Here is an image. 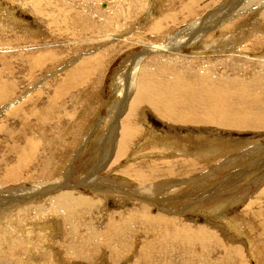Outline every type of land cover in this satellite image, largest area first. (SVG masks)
Returning <instances> with one entry per match:
<instances>
[{
	"label": "rangeland",
	"instance_id": "374dc122",
	"mask_svg": "<svg viewBox=\"0 0 264 264\" xmlns=\"http://www.w3.org/2000/svg\"><path fill=\"white\" fill-rule=\"evenodd\" d=\"M21 1L0 0V89H2L0 96L3 95L0 98V195L16 196L26 193L28 196L25 197L27 199L21 198L19 204L17 202L13 205H4L5 208L0 206V209H5L0 211L2 215H0V264H149L141 260L145 259L146 254L149 255L143 234L144 229L137 232L136 236L134 235L132 238H129L121 230L119 232L112 231V229L109 232L108 230L110 217H114L116 220L123 216L127 217L130 219L131 227L145 222L146 218L143 212H140L143 208L150 209V213L154 216L148 215V217L152 218L154 224L160 223L155 220L159 217L173 221L172 225L168 226V232L179 236L178 246L181 249L187 247L185 245L187 240H192V253L182 257V259L187 257V262L191 264H228L227 261H231V264H264V257H262L264 256V246L262 247L264 245V204L259 206L260 210L253 206L249 208L248 204L258 197L264 187V94H262L264 93V24H261L262 18L251 16L249 19H241L242 27L245 26V28L236 29V40L231 42L230 46L217 49L218 55H212L210 50L205 53L206 55L204 54L207 59H217L216 61L200 63L201 60H190L188 57L193 54L184 46H182V52L184 51V55L187 56L184 62H181L180 58L163 59V62L167 61V63L176 66H183L186 68L184 69L185 77L187 75L178 84H174L177 86L175 92L164 94L166 98L171 96L164 100H170V98L177 100H170L172 106L175 105L174 108H171L175 112L171 113L173 114L171 119L177 121V117L181 113L179 118L183 120L185 119L183 117L189 113L185 120H196L202 125L201 127L191 125V127L178 124L173 128L161 116L166 115V109L158 106V113L156 111L145 112L140 125L146 131L141 128L137 136L135 135L130 141L131 143L127 144L124 156L116 160L113 156L116 150L114 147L119 139L120 131H114V128L118 122L120 124L125 118L127 107H125L126 104H122L120 113L113 115L114 117H108L109 110L117 99L116 96L125 93H120L122 92L121 81L120 85L117 84L118 92L114 89L113 83H118L115 79L124 74L133 59L143 54L146 48L163 46L169 39L172 40L174 35L179 34L181 29L197 20L205 22L207 13L224 6L231 0H226V2L225 0H216L213 7L203 10H200L201 7H197V16L191 17L184 24L180 22L176 25L170 24L171 27L162 31L160 36H156L157 29L153 22L155 18L164 14L165 11L162 8H165L167 3L177 2V0H172V2L171 0H151L150 3L154 4L155 2V6L149 19H145L149 7L145 9L146 15L143 17L144 11H142V5L140 6V0H131V2L125 0L126 5L123 3L122 5H125L126 8L124 6L123 9L120 7L119 9L118 5L112 4L113 2L109 0H49L48 7H45L44 0V3L38 8L41 12L46 10L45 13L49 17L51 16L50 18H47V15H39L36 18L34 16L36 12L33 10L38 11V8L33 7L34 2L25 1L28 3L24 5L23 2L21 5ZM66 1L71 7L74 5L73 8L80 6L85 1L88 7L87 15H90L81 17L73 12L68 16L65 13L63 15L61 10ZM122 1L124 0H120L119 3ZM236 2L235 8L232 6L230 10L221 15L227 18L237 12L242 0H236ZM109 4H111L109 6L111 9L106 8ZM137 8L141 10L142 14ZM171 8L175 11L179 6L176 9ZM106 9L111 12L114 9L116 14L110 16V12L103 13ZM199 14L201 15L199 16ZM39 17L43 20H39ZM65 21L68 26L64 24ZM222 22L217 20L212 24L211 27H215L212 29L214 33L219 34L218 30ZM47 23H58V26L67 27L68 31H57L59 28L53 24L49 27ZM136 30L139 31L135 32ZM143 31L146 33L142 34ZM239 31L242 33L240 34ZM129 32L131 35L134 34L132 39L130 38L131 41L126 40L128 43H132L131 45L122 42L121 39H119V43L115 41L118 43L115 46H112L115 43L109 42L110 36L108 35L127 36ZM59 37L60 40H58ZM217 37H220V34ZM238 42L240 45L236 46ZM123 43L126 44V47L118 50L117 46L124 45ZM45 44L51 46L47 49ZM221 49H225V51H220ZM62 50L63 52H61ZM113 50L116 51L111 54L110 52ZM40 52H49L56 57L58 55L62 62L59 60L57 64L37 68L31 63H33V57ZM95 53L98 54L95 55ZM83 58L85 61L88 59L87 62L95 63L97 61L95 68L87 73L91 76L83 74L85 77L83 75L80 77L82 83L78 81V85L76 83L73 86H63L64 88H61V85V90L59 88L57 92H53L59 79L65 73L79 66L78 63L83 62ZM146 61H148L146 62L149 64L148 66L162 62L154 56L148 57ZM28 66L33 69L30 70ZM83 78H86V81ZM151 78H155L153 83L159 84L161 90H165L162 84L170 85L164 77L153 76ZM191 78L193 79L191 80ZM156 79H163V81ZM1 82H5V85H2ZM7 87H10L9 90H11L7 91ZM242 90L249 92L247 94L249 98L244 99L248 100L247 102H243L230 92ZM123 91L125 90L123 89ZM174 93L175 95H173ZM206 94L208 98H205ZM178 102L181 105H176ZM208 104L209 106H206ZM198 105L199 107H197ZM197 108L199 109L196 110ZM191 109L194 113L191 112ZM214 111L223 112L225 117L223 119L214 117L218 113ZM5 113L8 115L7 117H5ZM176 113L179 114L176 115ZM123 115L124 117H122ZM167 115L170 114L167 113ZM236 123L237 125H235ZM109 138L114 141L107 140ZM31 141L36 142L35 147ZM82 147L85 151L80 155V150L83 151ZM26 148L29 149L28 152L25 151ZM192 149L194 151H190ZM24 154L26 157L22 156ZM105 154L112 156L108 162L102 160ZM22 158H27L24 163L26 166H24ZM158 158L169 162L171 167H167L170 169L165 167L166 165L161 166L160 162L158 163L160 160ZM17 163H20L21 166L18 167ZM153 163L156 164L157 169L161 166L163 170L167 168L170 172L166 175L149 173L151 170L148 166L151 167ZM110 165L111 167H109ZM135 166L149 174L145 182L152 190H155L152 198L160 200L155 205L149 204L141 195L133 191L129 192L137 183L134 179L123 176L122 171ZM151 168L159 172V170ZM108 169L113 171L109 178L105 176L108 174ZM262 170L263 174L260 173ZM170 173L172 175L166 177ZM95 176H101V181L107 178L111 185L121 184L122 181L124 184L129 182L130 188L123 194L119 192V196L105 197L102 192L95 191L94 188L89 187V183H86L87 180ZM50 187L54 190L52 191ZM160 188H166L169 193L161 194ZM65 191L72 192L74 196L93 199V205H87V208L81 206L83 210L81 207L72 210L74 216L72 220L74 222L70 223L74 225L72 227L63 218L66 216L65 212L58 209V214H52L49 209L50 200ZM97 196H99L98 200ZM168 198L173 200H168ZM34 206H40L41 212H35ZM143 218L145 219L143 220ZM173 224L176 228L182 229L181 232L176 230ZM48 225L49 227H47ZM145 225L147 224L145 223ZM195 226L200 227L199 231L202 229L200 234L204 233L205 228L210 234L214 232L213 237L218 241L195 239L197 232L189 230ZM70 228H72V238H66V229L68 232ZM152 231L146 230L145 234L149 237L160 238L158 232ZM83 232L90 233V237H87L91 239L89 244L84 243L81 240L82 237H74ZM134 232L135 230L132 231L133 234ZM96 233L103 234V236L105 233L104 241H109L116 249H119L118 253L121 256L126 255L125 259L114 258L111 248L104 245L102 240L101 244L98 242ZM119 233L122 237L118 236ZM113 234L115 235L113 236ZM171 241L172 239L168 242L169 246ZM212 241L218 242L216 249L210 248L215 247ZM154 243L158 242L154 240ZM124 245L126 248L123 247ZM110 254L113 261L111 258L109 259ZM156 263L158 262L154 264Z\"/></svg>",
	"mask_w": 264,
	"mask_h": 264
},
{
	"label": "bare ground",
	"instance_id": "6f19581e",
	"mask_svg": "<svg viewBox=\"0 0 264 264\" xmlns=\"http://www.w3.org/2000/svg\"><path fill=\"white\" fill-rule=\"evenodd\" d=\"M8 1V0H7ZM25 1H33L34 2V4L35 5H33V7L34 8H38V7H41V4L42 3H44L43 1L44 0H22L21 1V5L23 4V2H24V5L25 4H27L28 2H25ZM49 0H45V7H48V5H49V2H48ZM74 1V0H73ZM79 1H81V0H79ZM109 1H111V2H113L112 4H115V5H118V8L120 7L121 9H123L124 8V6L126 5V1L124 0V1H122L121 3H119V1L120 0H109ZM156 1V0H155ZM11 2V1H10ZM88 2V1H87ZM130 2H131V0H130ZM151 2V0H140V6L142 5V11H144V14L142 15L143 17L146 15L145 14V9L147 8V7H149V9H147V15H146V17H145V19L147 18V19H149V17H150V15L152 14V11H153V8H154V6H155V2H154V4H151L150 3ZM167 2V1H166ZM170 2V1H169ZM171 2H172V0H171ZM217 1L216 0H177V2H172V3H167L166 4V7L165 8H162V9H164V14H162V15H160L159 17H157V18H155V20H154V26L156 27V31H157V35L156 36H160V35H162L161 34V32L162 31H164V30H167V29H169L171 26H169L170 24H173L174 23V25H176V24H178L179 22L180 23H182V24H184V22L186 23V22H188L189 21V19H191V17H193V16H197L198 14H197V7H201L200 8V10H203V9H207L208 7H211L213 4H215ZM219 2V1H218ZM225 2H226V0H225ZM77 3V2H76ZM122 3L123 4H125V5H122ZM150 4V5H147V4ZM220 3V2H219ZM130 4V3H129ZM137 4V3H136ZM237 4V2H236V0H231L229 3H226V4H224V6H221V7H219V8H217V9H215L214 11H212L211 13L209 12V13H207L208 15L206 16V18L205 19H207V20H205V22H201V21H194V23L192 22L190 25H188V26H186V27H184V29H181V32L179 33V34H176V35H174L173 36V38H171L172 40H168V42L166 43V44H164L163 46H155V47H149V48H146V50L144 51V53L143 54H141V55H139L137 58H134L133 59V61L131 62V65L129 66L128 65V67H127V70H125L126 72L124 73V74H121V76H119V77H117L116 79H115V81H118V83L117 82H115V83H113V87H114V89L117 91L118 89H119V87L117 86V84H119L120 83V81H121V88H122V92H120V93H124L123 95H121V94H118L116 97H117V99H115V102H114V104L111 106V109L109 110V115H108V117L109 118H111V116H113V115H117V113H120L121 112V109H122V104H126V106L125 107H127V109H126V114H125V118L122 120V122L119 124V122H118V124H117V126H116V128H114V131H120V133H119V139H117V143L115 144V147H114V149H116L115 150V152H114V158L117 160V159H119L121 156H124V154H125V152L127 151L126 150V147H127V144L129 145V142L130 141H132V139L134 138V136L136 135L137 136V134L139 133V131L141 130V128H144L142 125H140V121L143 119V117H144V114H145V112L146 111H158L159 109H158V106L160 107V106H162L164 109H166V115H167V113H169L170 115H165V114H163V115H161V116H163L162 118L164 119V121L165 122H168V124L169 125H171V127H175V126H178V124H180V126H182V125H188V126H197V127H201V125H202V123L201 122H197L196 120L195 121H192V120H185V119H187L186 117V115H188L189 113H187L186 115L185 114H183V115H185L183 118H185V119H180L179 118V116L180 115H182L180 112V115L177 117V121H173L171 118H173V117H171L173 114H171V113H175L174 112V110L172 111L171 110V108L173 107L174 108V106H172L173 104L170 102V100H173V99H171L170 98V100H164V98H166L165 96H164V94H166V93H170V92H175L177 89L175 88V87H177V86H175L174 84H178L179 82H180V80L183 78V77H185V71H184V69H186V68H184L183 66H176V65H173V64H171V63H167V61H165V62H163L162 60L163 59H168V60H170V59H172V58H180L181 59V62H184L185 60H186V58H187V56L186 55H184V51L182 52V46H184L186 49H188V50H190L191 52V54H193V56H189L188 58L190 59V60H195V61H199V60H201V62L200 63H203V62H210V61H216L217 59H207L206 57L207 56H204V54L207 52V51H209L210 50V52L212 53V55H216L217 54V52H216V50L217 49H220V48H223V47H226L227 45L228 46H230L229 44L231 43V42H234L235 40H236V33H237V31H236V29L238 28V29H241V28H245V26H243L242 27V25H243V22L241 21V19L243 20V19H249V17H251V16H254L255 18H257V17H260V18H262V22H261V24H264V0H242V2H241V4H240V7H239V9L237 10V12H234L233 14H231L229 17H223L222 15L226 12V11H228V10H230V7H234L235 5ZM56 5V4H55ZM68 5V6H67ZM133 5V4H132ZM31 6V5H30ZM50 6H51V4H50ZM74 6V5H73ZM73 6L71 7V5L69 4V3H67V1L65 2V4H63V7H62V13H63V15H64V13L65 14H67V16H68V14H72V12L73 13H76V15H80L81 17L83 16V17H86V16H89V15H87V3L84 1V3L83 4H81L80 6H78V7H76V8H73ZM109 6H111V4H109L108 5V7H106V8H109V9H111V7H109ZM179 6V8H178V10H175V11H173V9L171 8L170 9V7H174L175 9H176V7H178ZM23 7V6H22ZM29 7V6H28ZM27 7V8H28ZM54 7V6H53ZM213 7V6H212ZM51 8V7H50ZM119 8V9H120ZM125 8H126V6H125ZM235 8V7H234ZM44 9H46V8H44ZM56 9V8H55ZM55 9H53V10H55ZM60 9V8H59ZM90 9V8H89ZM131 9H132V7H131ZM138 9V8H137ZM196 9V10H195ZM237 9V8H236ZM31 10H33L32 8H31ZM41 10H43V9H41ZM49 10V9H48ZM51 10V9H50ZM126 10V9H125ZM138 10H140V9H138ZM46 11V10H45ZM45 11L44 12H41L40 11V9L38 8V11H36V10H33V12H36L35 13V15L34 16H36V18H37V16H44V15H47V13H45ZM128 11V10H127ZM92 12V11H91ZM99 12V11H98ZM110 12V16L111 15H115L116 14V11L113 9L112 10V12L111 11H109V10H105L103 13H109ZM125 12V11H124ZM162 12H163V10H162ZM200 12V11H199ZM204 12H206V11H204ZM58 13H60L59 11H58ZM61 13V14H62ZM97 13V12H96ZM139 13H141V10H140V12ZM138 13V14H139ZM201 13V12H200ZM203 13V12H202ZM51 14H53V13H51ZM60 14V15H61ZM122 14V13H121ZM128 14V13H127ZM134 14V13H133ZM132 14V15H133ZM142 14V13H141ZM222 14V15H221ZM56 15V14H55ZM59 15V16H60ZM137 15V14H136ZM201 14H199V16H200ZM221 15V16H220ZM66 16V15H65ZM64 16V17H65ZM72 16V15H71ZM70 16V17H71ZM123 16H124V14H123ZM127 16V15H126ZM134 16V15H133ZM137 16H140V15H137ZM137 16H136V18H137ZM49 16L47 15V18H48ZM51 17V16H50ZM49 17V18H50ZM91 17V16H90ZM100 17H101V15H100ZM118 17V16H117ZM202 17V16H201ZM45 18H46V16H45ZM46 18V19H47ZM55 18V17H54ZM57 18V17H56ZM124 18V17H123ZM194 18H196V17H194ZM217 18V19H216ZM65 19V18H64ZM67 19H68V17H67ZM78 19V18H77ZM91 19V18H90ZM138 19V18H137ZM136 19V20H137ZM39 20H41V18L39 17ZM43 20V19H42ZM41 20V21H42ZM48 20V19H47ZM73 20V19H72ZM82 20V19H81ZM85 20V19H84ZM83 20V21H84ZM92 20V19H91ZM151 20V19H150ZM217 20L218 21H223L221 24H220V26H219V30H218V32H219V34H220V37H217L219 34H217V32L216 33H214L213 31H212V29H215V27H211L212 26V24H214V23H216L217 22ZM62 21V20H61ZM67 21V20H66ZM66 21H65V23L64 24H66ZM256 21V20H255ZM54 22H55V20H54ZM56 22H58V21H56ZM64 22V21H63ZM69 22V21H68ZM80 22V21H79ZM103 22V21H102ZM151 22V21H150ZM45 23V22H44ZM62 23V22H61ZM104 23V22H103ZM107 23H108V20H107ZM48 25L47 26H52V24L53 25H55V27L56 28H59V29H57V31H60V32H63L64 30H66V32L68 31L66 28L67 27H64L63 25H61V26H58V23H47ZM73 24V23H72ZM74 24H76V22H74ZM77 24H78V21H77ZM67 25V24H66ZM65 25V26H66ZM186 25V24H185ZM45 26V25H44ZM68 26V25H67ZM83 26H84V24H83ZM86 26V25H85ZM43 27V26H42ZM61 27H64V29H61ZM145 27H149V26H145ZM196 27H198L197 29H196ZM44 28V27H43ZM138 28V27H137ZM71 29V28H70ZM73 29V28H72ZM125 29V28H124ZM138 29H140V28H138ZM147 29V28H146ZM45 30V29H44ZM54 30V29H53ZM56 30V29H55ZM63 30V31H62ZM75 30V29H74ZM126 30H127V28H126ZM129 30V29H128ZM153 30V29H152ZM220 30H221V32H220ZM244 30V29H243ZM71 31V30H70ZM130 31V30H129ZM139 30H136L135 32H138ZM242 31V30H241ZM134 32V33H135ZM213 32V33H212ZM49 33V32H48ZM83 33H84V31H83ZM146 32L145 31H143L142 32V34H145ZM150 33V32H149ZM222 33V34H221ZM239 33L241 34L242 32H240L239 31ZM29 34V33H28ZM27 34V35H28ZM85 34H86V32H85ZM136 34V33H135ZM152 34V33H151ZM65 35V34H64ZM69 35V34H68ZM74 35V34H73ZM72 35V36H73ZM80 35H81V33H80ZM112 35V34H111ZM108 35V36H110L109 38L108 37H106V38H108L109 39V42L110 43H115L114 45H112V46H115L116 45V43L119 41V39H121V41L122 42H126V43H128L126 40L127 39H129L130 40V38L131 37H133L134 36V34L133 35H131V32H129L128 33V35L127 36H122V34H120V35ZM138 35V34H137ZM141 35V34H140ZM136 36V35H135ZM153 36V35H152ZM82 37V36H81ZM155 37V36H154ZM49 38H50V36H49ZM48 38V39H49ZM58 38V37H57ZM67 38V37H66ZM69 38V37H68ZM73 38H74V36H73ZM158 38V37H157ZM64 39V38H63ZM107 39V40H108ZM132 39V38H131ZM25 40H26V38H25ZM58 40H60V37H59V39ZM71 40H73V39H71ZM70 40V41H71ZM27 41V40H26ZM67 41V40H66ZM115 41H117V42H115ZM131 41V40H130ZM49 42V41H48ZM65 42V41H64ZM67 42H69V40L67 41ZM41 43V42H40ZM74 43V42H73ZM119 43V42H118ZM117 43V44H118ZM133 43H135V42H133ZM51 44H53V43H51ZM67 44H70V43H67ZM109 44V43H108ZM124 44V43H123ZM129 45H131L132 43H128ZM136 44V43H135ZM143 44V43H142ZM145 44V43H144ZM249 44V43H248ZM46 45V44H45ZM59 45V44H58ZM72 45V44H71ZM70 45V46H71ZM126 44H124V45H122V44H120V46L118 47L117 46V49L119 50V48L120 49H122V48H125L126 46H125ZM147 45H149V44H147ZM240 45V42H238V44L236 45V46H239ZM38 46V45H37ZM36 46V47H37ZM44 46V45H43ZM51 46V45H50ZM49 45H46V48L48 49L49 47H50ZM65 46H67V45H65ZM69 46V45H68ZM75 46V45H74ZM153 46V45H152ZM61 47H63V46H61ZM73 47V46H72ZM243 47V46H242ZM64 48V47H63ZM66 48V47H65ZM245 48V47H244ZM38 49H39V47H38ZM37 49V50H38ZM42 49V48H41ZM40 49V50H41ZM46 49V50H47ZM61 49V48H60ZM233 49V48H232ZM46 50H44V51H46ZM51 50V49H50ZM109 50V49H108ZM111 50V49H110ZM109 50V51H110ZM235 50V49H234ZM237 50H239V49H237ZM243 50V48L241 49V51ZM115 51L116 50H113L112 52H110L111 54L112 53H115ZM220 51H225V49H221ZM227 51V50H226ZM229 51V50H228ZM231 51H233V50H231ZM245 51V50H244ZM243 51V52H244ZM50 52V51H49ZM44 53V52H40V53H38V54H36L35 55V57H33V63H31V64H33L35 67L37 66V68L39 67V66H45V65H52V64H54V63H59L58 61L61 59V57H58V55H57V57L56 56H54L53 54H50V53ZM61 52H63V50L61 51ZM165 52H167L166 54H165ZM189 52V51H188ZM22 53V52H21ZM98 53H99V51H98ZM98 53H95V55H97ZM223 53V52H222ZM227 53V52H226ZM54 54H55V52H54ZM93 54V53H92ZM239 54V53H238ZM249 54V53H248ZM30 55V54H29ZM94 55V56H95ZM206 55V54H205ZM218 55V54H217ZM93 56V55H92ZM105 56V55H104ZM152 56H154L155 58H157V60L158 59H160L162 62H155L156 64H152L151 66H148L149 64L148 63H146V62H148V61H146V59L148 58V57H152ZM20 57H23V56H20ZM20 57H19V59H20ZM56 57V58H55ZM24 58H26V56H24ZM31 58V57H30ZM94 58V57H93ZM96 58V57H95ZM99 58V57H98ZM231 58V57H230ZM89 59H92V58H89ZM229 59V58H228ZM232 59V58H231ZM242 59H244V58H242ZM21 60V59H20ZM23 60H25V59H23ZM26 60H28V59H26ZM31 60V59H30ZM82 60V59H81ZM88 60V59H87ZM87 60L85 61V59L83 58V62L81 61V63L79 64L78 62L80 61H78L77 63H78V65L79 66H74V67H76L75 69H73L72 71H70V72H68V73H65L64 75H63V77H61V79H59V81L56 83V85L54 86V88H53V92H57V90H59V88H60V86L62 85V87L61 88H64L63 86H73L74 84H76L78 81H80L81 79H80V77H81V75H89V74H87L88 72H91L90 70H93V68H95V66H96V64L95 63H97V61L95 62V63H93V62H87ZM94 60H96V59H94ZM93 60V61H94ZM149 60V59H148ZM152 60V59H151ZM155 60V59H154ZM61 61V60H60ZM92 61V60H91ZM246 61H247V59H246ZM21 62V61H20ZM28 62V61H27ZM27 62H25V63H27ZM62 62V61H61ZM190 62H194V61H190ZM25 63H24V65H25ZM29 63V62H28ZM30 64V65H31ZM93 64H95V65H93ZM240 64V63H239ZM238 64V65H239ZM59 65V64H58ZM68 65V64H67ZM73 65H75V64H73ZM242 65V64H241ZM243 65H244V63H243ZM21 66H23V65H21ZM32 66V65H31ZM126 66V65H125ZM204 66V65H203ZM24 67V66H23ZM28 67H30V66H28ZM71 67V66H70ZM202 67V66H201ZM231 67V66H230ZM230 67H228V68H230ZM57 68V67H56ZM189 68V67H188ZM200 68V67H199ZM236 68V67H235ZM33 69V68H32ZM31 69V67H30V70H32ZM42 69H43V67H42ZM126 69V68H125ZM230 69H232V68H230ZM234 69V68H233ZM248 69V68H247ZM247 69H245V70H247ZM188 70V69H187ZM197 70V69H196ZM212 70V69H211ZM217 70V69H216ZM244 70V71H245ZM217 71H219V70H217ZM248 71V70H247ZM22 72V71H21ZM33 72V71H32ZM209 72V71H208ZM227 72V71H226ZM154 73H156V74H154ZM202 73V72H201ZM204 73V72H203ZM206 73V72H205ZM60 74V73H59ZM58 74V75H59ZM91 74H93V73H91ZM207 74V73H206ZM224 74V73H223ZM222 74V75H223ZM232 74V73H231ZM8 75V74H7ZM30 75V74H29ZM48 75V74H47ZM83 75V76H84ZM191 75H193V74H191ZM198 75V74H197ZM211 75V74H210ZM89 76H91V75H89ZM157 77V76H159V78H165L167 81H168V84H170V85H166V84H162V85H164V86H162V87H164L165 88V90H161L160 89V87H159V84H156V83H153V80L155 79H153V78H151V77ZM199 76V75H198ZM202 76V75H201ZM200 76V77H201ZM230 76V75H229ZM29 77V76H28ZM85 77V76H84ZM186 77H187V75H186ZM185 77V78H186ZM189 77V76H188ZM203 77H205V76H203ZM202 77V79L204 80V78ZM228 77V76H227ZM3 78V77H2ZM51 78V77H50ZM87 78H88V76H87ZM90 78V77H89ZM195 78V77H194ZM259 78V77H258ZM30 79V78H29ZM84 79V78H83ZM122 79L124 80L123 82H122ZM193 78H191V80H192ZM202 79H200V81H202ZM0 80H1V78H0ZM8 80V79H7ZM23 80V79H22ZM85 81H86V78L84 79ZM157 81H159V80H161V79H156ZM187 80V79H186ZM188 80H190V79H188ZM3 81V80H2ZM11 81H13V80H11ZM15 81V80H14ZM84 81V82H85ZM88 81V80H87ZM161 81H163V79L161 80ZM194 81V80H193ZM205 81V80H204ZM81 83L83 82V81H80ZM191 82V81H190ZM203 82V81H202ZM201 82V83H202ZM261 82V81H260ZM5 83V82H4ZM3 82H1V84L2 85H5ZM12 83V82H11ZM10 83V84H11ZM16 83V82H15ZM160 83V82H159ZM248 83V82H247ZM13 84V83H12ZM79 83H77V85H78ZM120 85V84H119ZM185 85V84H184ZM202 85H203V83H202ZM8 86V85H7ZM191 86H192V83H191ZM196 87H197V84L195 85ZM3 87V86H2ZM15 87V86H14ZM13 87V88H14ZM75 87V86H74ZM117 87V88H116ZM199 87H201L202 88V86H199ZM6 88V87H5ZM8 88V87H7ZM10 88V87H9ZM9 88H8V90L7 91H10L9 90ZM61 88H60V90H61ZM127 88V89H126ZM187 88V87H186ZM200 88V89H201ZM204 88V87H203ZM263 88V87H262ZM52 89V88H51ZM123 89L125 90V91H123ZM0 90H2V89H0ZM182 91H184V90H182ZM193 91V90H192ZM205 91H206V89H205ZM205 91H203L204 93H205ZM83 92V91H82ZM118 92V91H117ZM191 92V91H190ZM202 92V93H203ZM231 92V94L232 95H236L237 97H239L240 98V100H242L243 102H247L248 100H244V99H248L249 98V96H247V94L249 93V92H247V91H245V90H242V91H230ZM261 92V91H260ZM259 92V93H260ZM264 92V91H263ZM2 93V92H1ZM7 93V92H6ZM5 93V94H6ZM187 93V92H186ZM193 93V92H192ZM182 94V93H181ZM195 94V93H194ZM198 94H200V93H198ZM208 94V93H207ZM206 94V96H205V98L208 96ZM262 94H264V93H262ZM37 95V94H36ZM39 95V94H38ZM173 95H175V93L173 94ZM177 95V94H176ZM179 95V94H178ZM183 95H184V93H183ZM189 95V94H188ZM200 95H202V94H200ZM3 95L1 94V96H0V98L2 97ZM255 96H257V95H255ZM5 97H7V96H5ZM9 97V96H8ZM7 97V98H8ZM11 97V96H10ZM56 97V96H55ZM169 97H171V96H169ZM168 96H167V98H169ZM186 97V96H185ZM185 97H184V99H185ZM190 97H192V96H190ZM4 98V97H3ZM24 98V97H23ZM166 98V99H167ZM208 98V97H207ZM130 99V100H129ZM192 99V98H191ZM194 100V99H193ZM206 100V99H205ZM259 100H260V98H259ZM25 101V100H24ZM173 101H177L176 99L175 100H173ZM172 101V102H173ZM201 101V100H200ZM111 102V101H110ZM186 102V101H185ZM203 102V101H202ZM206 102H208V101H206ZM205 102V103H206ZM16 103V102H15ZM174 103V102H173ZM190 103H191V101H190ZM178 104V106L179 105H181V103H176V105ZM185 105H186V103H184ZM201 104V103H200ZM207 104V103H206ZM188 105V104H187ZM195 105V104H194ZM193 105V106H194ZM202 105V104H201ZM201 105H200V107H201ZM204 105V104H203ZM206 106H209V104L208 105H206ZM15 107H16V105H15ZM21 107V106H20ZM177 107V106H176ZM189 107V106H188ZM197 107H199V105L197 106ZM211 107V106H210ZM163 108H162V110H163ZM178 108V107H177ZM183 108V107H182ZM190 108V107H189ZM206 108V107H205ZM10 109V108H9ZM16 109H18L17 107H16ZM179 109H180V107H179ZM187 109V108H186ZM199 108H197L196 110H198ZM203 109H204V107H203ZM203 109H202V111H203ZM217 109V108H216ZM13 110V109H12ZM168 110V111H167ZM181 110V109H180ZM192 110V109H191ZM208 110V109H207ZM21 111V110H20ZM124 111H125V109H124ZM176 111V110H175ZM200 111V110H199ZM201 111V112H202ZM205 111H206V109H205ZM218 111H220V110H218ZM218 111H214V112H218ZM3 112V111H2ZM16 112V111H15ZM46 112V111H45ZM49 112V111H48ZM178 112V111H177ZM186 112V111H185ZM184 112V113H185ZM191 112H193V110L191 111ZM197 112V111H196ZM200 112V113H201ZM207 112V111H206ZM206 112H204L205 114H206ZM17 113V112H16ZM16 113H15V115H16ZM158 113V112H157ZM179 113H176V115L177 114H179ZM194 113V112H193ZM190 114H192V113H190ZM196 114V113H195ZM198 114V113H197ZM5 115H6V113H5ZM31 115H32V113H31ZM119 115V114H118ZM157 116H158V114H156ZM201 115V114H200ZM200 115H198V116H200ZM211 115V114H210ZM209 115V116H210ZM8 115H6L5 117H7ZM11 116V115H10ZM14 116V115H13ZM18 116V115H17ZM161 116H160V119H161ZM202 116H204V115H202ZM201 116V117H202ZM12 117V116H11ZM10 117V118H11ZM114 117V116H113ZM122 117H124V115L122 116ZM174 117H175V115H174ZM182 117V116H181ZM192 117V116H191ZM190 117V118H191ZM208 117V116H207ZM214 117H217V118H219V119H223V117H225L224 116V113L223 112H218V113H216L215 115H214ZM170 118V119H169ZM180 120H179V119ZM195 118V117H194ZM197 118H200V117H197ZM175 119V118H174ZM189 119V118H188ZM202 119V118H201ZM201 119H199V120H201ZM243 119V118H242ZM204 120V119H203ZM110 121V120H109ZM246 121V120H245ZM247 122V121H246ZM106 123V122H105ZM108 123V122H107ZM142 123V122H141ZM235 123V122H234ZM228 124V123H227ZM235 125H237V123L235 124ZM191 126V127H192ZM255 126H257V125H255ZM222 127H225V126H222ZM245 127H247V126H245ZM107 128V127H106ZM113 128V127H112ZM204 129V128H203ZM227 129H228V127H227ZM113 130V129H112ZM111 130V131H112ZM144 131H146L145 130V128H144ZM147 131H150V130H148L147 129ZM242 131V130H241ZM8 133H9V131H8ZM107 133V132H106ZM114 134V133H113ZM107 136H109V135H107ZM116 136V135H115ZM150 136V135H149ZM108 138V137H107ZM114 138V137H113ZM111 138H109V139H107V140H110ZM136 139V138H135ZM111 141H114V140H112L111 139ZM111 141H109V142H111ZM87 142V141H86ZM108 142V141H107ZM114 143V142H113ZM131 143V142H130ZM31 144L35 147L36 146V142H34V141H31ZM111 145V144H110ZM113 145V144H112ZM187 147V146H186ZM37 148V147H36ZM83 148V147H82ZM12 149H13V147H12ZM156 149V148H155ZM191 149V148H190ZM195 149V148H194ZM194 149H192V150H190V151H194ZM28 150L29 149H25V151L26 152H28ZM137 150V149H136ZM23 151V150H22ZM84 148H83V151L82 150H80V152H79V154L80 155H82L83 153H84ZM20 152V151H19ZM23 153V152H22ZM112 153V152H111ZM21 154V153H20ZM27 154V153H26ZM32 154V153H31ZM113 154V153H112ZM165 154V153H164ZM29 155V154H28ZM19 156V155H18ZM22 156H25V154L24 155H22ZM141 156V155H140ZM15 157V156H14ZM21 157V156H20ZM19 157V158H20ZM26 157V156H25ZM201 157V156H200ZM203 157V156H202ZM102 158V157H101ZM112 158V156H110V155H107V154H105L104 155V157H103V161L104 162H108V160L109 159H111ZM27 159V158H26ZM26 159L25 158H22L21 160L22 161H24L23 162V164L26 162ZM158 159H160L159 161H158V163L161 165V166H165V167H167V166H169V167H171V165L169 164V162H165L164 161V159L162 160V158H158ZM19 160V159H18ZM104 162H102V163H104ZM29 163H32V162H29ZM28 163V164H29ZM115 163V162H114ZM18 164V163H17ZM117 164V163H116ZM16 165V164H15ZM73 165V164H72ZM18 167L19 166H21V164L19 163L18 165H17ZM16 166V167H17ZM24 166H26L25 164H24ZM148 166V165H147ZM160 166V167H161ZM109 167H111V165L109 166ZM116 167V166H115ZM149 167V170H151L149 173H154L155 172V174H157V175H159V174H167V173H169L170 171H169V167H167V168H169V169H167V168H164V170L162 169L163 167H159L158 169H157V167H156V164H152L151 165V167H153L154 169H157V170H159V172H157V171H155V170H152V168L150 167V166H148ZM23 168V167H22ZM151 168V169H150ZM257 169H258V167H256ZM14 169V168H13ZM19 169H21V168H19ZM125 169V168H124ZM162 169V170H161ZM101 170H104V169H101ZM106 170V169H105ZM259 170V169H258ZM13 171V170H12ZM68 171V170H67ZM75 172V171H74ZM113 171H109V169L107 170V173L108 174H106L105 176L106 177H111V175L113 174L112 173ZM252 172V171H251ZM121 173V172H120ZM256 173V172H255ZM261 174H263V170L260 172ZM10 174V173H9ZM98 174V173H97ZM116 174H117V172H116ZM122 174H123V176H127V177H129V178H131V179H134L135 181H136V183H137V185L136 186H134L129 192H131V191H133L134 193H136V194H139V195H141L142 197H143V199L145 200V201H147L149 204H153V205H155V203H157L158 201H160V200H158V199H153L152 198V195L154 194L153 192H155V190H152V188L148 185V183L147 182H145L146 180H147V177L149 176V174L148 173H145V172H143V171H141V170H139L138 168H137V166H135V167H130V168H128V169H126V170H123L122 171ZM8 175V174H7ZM7 175H6V177H7ZM172 174L170 173V174H168V176H166V177H170ZM251 175V174H250ZM4 176H5V174H4ZM11 176V175H10ZM14 176V175H13ZM18 176V175H17ZM104 176V177H105ZM77 177V176H76ZM250 177V176H249ZM5 178V177H4ZM8 178V177H7ZM16 178V177H15ZM100 178H102L101 176L99 177H93L92 179H89V180H87V182L86 181H83V182H86V183H89V187H91V188H94L95 189V191H99V192H102L104 195H105V197L106 196H114V195H117V196H119L120 194H119V192L120 193H125L127 190H128V188H130V183L129 182H127L126 184H124V182L122 181V183L121 184H116V185H111L109 182H110V180H108L107 178H104V181H101L100 180ZM11 179H12V177H11ZM117 179V178H116ZM120 183V182H119ZM151 185V184H150ZM165 185V184H164ZM55 186V185H54ZM154 186V185H153ZM159 186H160V184H159ZM169 186V185H168ZM87 187V186H86ZM174 187V186H173ZM51 188V187H50ZM50 188H49V190H50ZM164 188V187H163ZM163 188H160V191H161V194H168L169 193V191H167V189L165 188V189H163ZM98 189V190H97ZM43 190V189H42ZM51 190L53 191L54 190V188H51ZM82 190V189H81ZM172 190V189H171ZM32 191V190H31ZM159 191V192H160ZM27 192V191H26ZM132 192V193H133ZM176 192V191H175ZM1 193V192H0ZM28 193V192H27ZM61 193H63V192H61ZM131 193V194H132ZM32 194V193H31ZM6 196V197H5ZM28 196V194H26V193H20V195H16V196H7V195H0V206L1 207H4V205L5 206H8V205H13V204H15V203H17V204H19L20 203V201H21V198H23V199H27V198H25V197H27ZM58 196V195H57ZM56 196V198H54L53 200H50V202H49V205H50V207H49V209H50V212L52 213V214H58V211L59 210H62L63 212H65V214L64 215H66L65 217H63L64 218V220L72 227V226H74V225H72V224H70L71 222H74V221H72L73 219H74V216L72 215V210L73 209H80L79 207H86L87 208V205H90V204H92V201H93V199L92 198H82V196H74L73 195V193L72 192H66L65 191V193H63V194H60V196H58L57 197ZM136 196V195H135ZM32 197V196H31ZM35 197V196H34ZM54 197V196H53ZM85 197V196H84ZM98 197L99 196H97V200H98ZM104 197V198H105ZM101 198V197H100ZM172 198V197H171ZM171 198H168V200H173V199H171ZM29 199V198H28ZM31 199V198H30ZM96 200V201H97ZM30 201V200H29ZM96 201H95V203H96ZM100 201V200H99ZM98 201V202H99ZM105 201V200H104ZM14 202V203H13ZM24 202V201H23ZM26 202V201H25ZM42 202V201H41ZM46 202H48V201H46ZM97 202V203H98ZM22 204V203H21ZM197 204V203H196ZM249 204V208H252V206L253 207H255V209H259L260 210V208H259V206L261 205V204H264V187L261 189V192H260V194L258 195V197L255 199V200H253L252 202H250V203H248ZM93 205V204H92ZM98 205H100V203H98ZM201 205V204H200ZM17 206V205H16ZM16 206H14V207H16ZM22 206V205H21ZM44 206H46L45 204H44ZM199 206V205H198ZM13 207V206H12ZM39 207V208H38ZM78 207V208H77ZM81 207V209L83 210V208ZM194 207V206H193ZM5 208V207H4ZM11 208V207H10ZM13 209V208H12ZM14 209H16V208H14ZM44 209H45V207H44ZM59 209V210H58ZM188 209H189V206H188ZM192 209V208H191ZM1 210H5V209H0V211ZM8 210V209H7ZM23 210H24V208H23ZM27 210V209H26ZM33 210L35 211V212H41V210H42V208L40 207V206H34L33 207ZM47 210V209H46ZM2 211V212H3ZM79 211V210H78ZM81 211V210H80ZM143 212V215H144V217L146 218V221L145 222H142L141 224H138V225H133V227H131L130 225H129V218H127V217H124L123 215V217H121V218H118L117 220L116 219H114V217H110L111 218V221H110V223H109V232H110V229H112V231L113 230H116L117 232H119L120 230L122 231V232H124L129 238H132V237H134V235L137 233V232H139V231H141V230H143V234L145 235V244H146V247H147V253H149V255L148 254H146V257H145V259H141V260H143L144 262H148L149 264L151 263V264H154L155 262H158V263H156V264H191V263H189V262H187V260H188V258L186 257V258H183L182 259V257H184L185 255H190L192 252V250H193V243H192V240L191 239H189V240H187L186 242H185V245L187 246L185 249H181L179 246H178V239H179V236H177V235H174L172 232H168V226L169 225H172L171 224V222H173V221H171V220H167V219H165V218H162V217H159L158 219H155L156 221H158V222H160L159 224H154V223H152V218H150V217H152V216H154V215H152L151 213H150V209L149 208H143V209H141L140 210V212ZM190 211V210H189ZM73 212H75V211H73ZM141 212V213H142ZM1 213V212H0ZM132 213H134V212H132ZM140 213V214H141ZM50 214V213H49ZM1 215V214H0ZM9 215H11V214H9ZM63 215V214H62ZM134 215V214H133ZM148 215L150 216V217H148ZM166 215V214H165ZM182 215V214H181ZM2 216V215H1ZM0 216V217H1ZM13 216H14V214H13ZM12 216V217H13ZM61 216V215H60ZM132 216V215H131ZM10 217V216H9ZM15 217V216H14ZM157 217H158V215H157ZM166 217V216H165ZM168 217V216H167ZM166 217V218H167ZM132 218V217H131ZM145 218H143V220L145 219ZM7 219V218H6ZM107 219V218H106ZM213 219V218H212ZM10 220V219H9ZM63 220V221H64ZM114 220V221H113ZM154 220V221H155ZM215 220V219H214ZM108 221H109V219H108ZM107 221V222H108ZM9 222V221H8ZM141 222V221H140ZM145 223L147 224V225H145ZM77 225V224H76ZM87 225V224H86ZM174 225V224H173ZM78 226V225H77ZM144 226H147L148 228H146V227H144ZM47 227H49V225L47 226ZM173 227H175V225L173 226ZM202 228H203V226H201ZM84 228H86L87 229V227L86 226H84ZM108 228V227H107ZM146 228V229H145ZM199 228L200 227H194V228H192V229H189V230H191V231H196L197 232V235H196V237L197 238H195V239H198V240H200L201 241V239L203 238V240H205V241H209V240H215V241H218V240H216L215 239V237H213L214 236V232H211V234L208 232V230L205 228L204 229V233H202V234H200L201 232L200 231H202V229L199 231ZM27 229V228H26ZM50 229V228H49ZM71 229L72 228H70V229H68V232H67V229H66V238H69V237H71L72 236V232H71ZM175 229L176 230H178V231H180L181 232V230L182 229H178V228H176L175 227ZM125 230H126V232H125ZM133 230H135V232H134V234L132 233V231ZM146 230H149V231H154V232H158L157 234H158V236L160 235V238H154V236H152V237H149V236H147L146 234H145V232H146ZM16 231V230H15ZM70 231V232H69ZM115 231V232H116ZM152 231V232H153ZM80 232V231H79ZM108 232V231H107ZM116 232V233H117ZM47 233H50V232H47ZM98 233V232H97ZM96 233V234H97ZM199 233V234H198ZM207 233H209V234H207ZM51 234H53V233H51ZM118 234V233H117ZM27 235V234H26ZM50 235V234H49ZM48 235V236H49ZM74 235V234H73ZM98 235V234H97ZM109 235V234H108ZM115 234H113V236H114ZM206 235H208V236H206ZM113 236H112V239H113ZM118 236H121V234L119 233V235ZM117 236V237H118ZM136 236V235H135ZM157 236V235H156ZM74 237H82L81 238V240H83L84 241V243H87V244H89L90 242H91V239L90 238H87V237H90V233H87V232H83L82 234H80L79 236H77V235H75ZM73 237V238H74ZM122 237V236H121ZM124 237V236H123ZM142 237V236H141ZM72 238V237H71ZM92 238V237H91ZM94 238V237H93ZM101 238V239H100ZM106 238V235H105V233H104V236H103V234H99L98 235V239H99V241L98 242H100V244H101V240L103 241V243H104V245H107V246H109L110 248H111V252L114 254L113 255V257L115 258V257H118V258H124L125 259V257H126V255H120L119 253H118V251H119V249H116L111 243H109V241L108 242H105L104 241V239ZM119 238V237H118ZM117 239V238H116ZM141 239V238H140ZM172 239V241H171V245L169 246L168 244H170V243H168L170 240ZM119 240V239H118ZM154 240H156L158 243H154ZM111 241V240H110ZM124 241V240H123ZM126 241V240H125ZM112 242V241H111ZM119 241H117V243H118ZM142 242V241H141ZM20 243V242H19ZM18 243V244H19ZM83 243V242H82ZM120 243V242H119ZM140 243V242H139ZM21 244V243H20ZM132 244V243H131ZM135 244H137V243H135ZM143 244V243H142ZM212 244H214V246L215 247H210V248H217V245H218V242H213L212 241ZM258 245H259V243H257ZM43 245V244H42ZM120 245V244H119ZM195 245V244H194ZM197 245V244H196ZM87 246V245H86ZM121 246V245H120ZM141 246V245H140ZM208 246V245H207ZM264 245H262V247H263ZM123 247H125V245L123 246ZM128 247V246H127ZM144 247V246H143ZM256 247V246H255ZM258 247V246H257ZM116 250H115V249ZM126 248V247H125ZM125 248H122L123 250L125 249ZM128 248H130V247H128ZM127 248V249H128ZM135 249H136V247H135ZM146 249V248H145ZM214 249V250H215ZM118 250V251H117ZM127 251V250H126ZM135 251V250H134ZM135 253H137L136 251H135ZM99 254V253H98ZM143 254V253H142ZM31 256V255H30ZM130 256V255H129ZM135 256L137 257V255L135 254ZM135 257V258H136ZM262 257H264V256H262ZM112 259V261L114 260L112 257H111V254H110V257H109V259ZM191 259V258H190ZM118 260V259H117ZM210 261V260H209ZM225 261V260H224ZM228 262V264H231V261H227ZM135 263V262H134ZM264 263V262H263ZM8 264V263H7Z\"/></svg>",
	"mask_w": 264,
	"mask_h": 264
}]
</instances>
